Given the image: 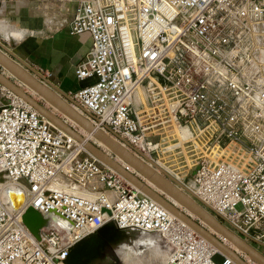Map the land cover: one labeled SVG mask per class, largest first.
Wrapping results in <instances>:
<instances>
[{
  "label": "built area",
  "instance_id": "2783aa9c",
  "mask_svg": "<svg viewBox=\"0 0 264 264\" xmlns=\"http://www.w3.org/2000/svg\"><path fill=\"white\" fill-rule=\"evenodd\" d=\"M263 29L264 0H78L69 30L91 41L74 73L89 81L67 100L144 161L172 156L195 200L264 246ZM10 183L24 191L16 210ZM28 206L74 224L37 238ZM108 221L158 232L162 264H239L0 83V264H65Z\"/></svg>",
  "mask_w": 264,
  "mask_h": 264
},
{
  "label": "water",
  "instance_id": "95a60500",
  "mask_svg": "<svg viewBox=\"0 0 264 264\" xmlns=\"http://www.w3.org/2000/svg\"><path fill=\"white\" fill-rule=\"evenodd\" d=\"M5 68L13 77L18 78L23 83L27 84L34 90H36L41 96L47 99L51 104L57 107L59 110L73 118L77 123L83 126L85 129L91 131L93 135L101 139L111 149L113 153L118 155L127 164L133 166L135 170L140 172L146 178L151 180L157 187L163 192L169 194L172 198L177 200L180 204L190 209L197 214L199 218L204 219L209 224L219 230L224 236H227L232 242L239 246L244 252L250 255L253 259L257 260L260 264H264V253L257 249L253 244L246 241L240 235L229 229L221 221H219L213 214H211L206 208L200 205L192 196L188 195L178 185L174 184L167 178L168 173L163 171L166 175L154 170L152 166L147 164L142 159L135 156L127 148L113 140L110 136L103 132L100 128H95L93 123L83 116L81 113L73 108L68 100H72L69 93L61 90L56 84L50 81L39 70L31 66L24 59L19 57L13 52L7 45L0 41V83L7 88L24 98L28 103L35 107L42 115L56 124L58 127L69 133L75 139L83 141V145L92 152L97 158L105 162L109 166L113 167L116 171L126 177L129 181L139 186L145 193L153 197L159 203L167 207L178 218L182 219L188 225L193 227L196 231L205 236L208 240L213 242L216 246L222 249V251L233 258L239 264H247L241 254L225 245L223 241L215 234L209 232L205 226H203L198 219L192 218L179 206H177L172 200L167 198L164 193L156 190L149 183L145 182L143 178L135 174L128 168V165H123L111 154L100 148L91 140L85 139L84 136L77 131L73 126L68 124L61 116L53 112L49 107L45 106L41 101L33 97L23 86L17 84L12 76L4 73ZM150 160L147 156H144ZM151 162L156 166L155 162ZM172 180L177 182L186 191L194 194L193 191L185 184L176 180L173 176ZM10 186V185H9ZM9 186H5L3 189V198L10 210H16L19 206L14 204L13 198L9 195ZM13 186H17L14 185ZM22 222L27 226L31 233L40 238L41 229L48 227H55L62 231L65 236L74 224V221L56 209H48L45 212L39 211L33 206H28L21 214ZM62 221L63 224H58L57 220ZM122 228L117 227L113 221H108L98 227L94 232L83 237L71 245L67 256L64 259L65 264H81L84 258H89L97 253L98 246L103 244L107 238H113L119 235ZM142 230V229H141ZM109 234V236L106 235ZM163 240V239H162ZM257 242V240L253 239Z\"/></svg>",
  "mask_w": 264,
  "mask_h": 264
},
{
  "label": "crops",
  "instance_id": "0c3cea01",
  "mask_svg": "<svg viewBox=\"0 0 264 264\" xmlns=\"http://www.w3.org/2000/svg\"><path fill=\"white\" fill-rule=\"evenodd\" d=\"M77 1H0V41L67 93L89 81L87 78L78 79L74 73L77 62L91 41L88 32L72 33L69 30ZM4 25L8 26L7 36L2 32ZM2 69L12 76L5 68ZM12 79L20 84L15 77L12 76ZM179 132L184 138L190 135L186 127ZM172 146L171 143L168 145ZM155 161L180 179V174L174 172L164 160L160 158Z\"/></svg>",
  "mask_w": 264,
  "mask_h": 264
},
{
  "label": "bare ground",
  "instance_id": "6f19581e",
  "mask_svg": "<svg viewBox=\"0 0 264 264\" xmlns=\"http://www.w3.org/2000/svg\"><path fill=\"white\" fill-rule=\"evenodd\" d=\"M264 30V29H263ZM2 32H4V34L7 36L8 35V26L5 25L2 27ZM262 34L264 35V31H262ZM4 35V36H5ZM7 73V72H6ZM22 82V81H21ZM27 85V84H26ZM22 86V85H21ZM24 88V87H23ZM33 90L36 93H38L36 90H34L33 88H31L29 86V90L28 92L30 93V91ZM137 93L140 96L141 100H144V93L142 90V87L139 86V88L137 89ZM33 97L34 95L32 93H30ZM39 94V93H38ZM40 95V94H39ZM39 98H41L42 100H44L45 102V106L49 107V105L47 103L48 100L45 99L43 96H39ZM24 99V98H23ZM25 100V99H24ZM68 101V100H67ZM69 102V101H68ZM51 104V103H50ZM70 104V102H69ZM54 108L50 109L57 113L60 112L58 115L61 116L68 124L70 125H77L78 127V132H80L83 136H84V140L88 139L91 140L92 142H94L96 145H98L100 148H102L103 150H105L107 153L111 154V156L115 157L117 160H119L123 165L127 166L128 168L133 171L135 174H137L138 176H140L141 178H143V180L147 183H149L151 186H153L156 190L161 191L162 193L165 194V196L167 198H169L170 200H172L177 206H179L182 210H184L187 214H189L192 218H198L199 222L205 226V228H207V230L213 234H215L216 236H218L225 245L229 246L231 249L235 250L237 253L239 254H243L244 255V259L247 262V264H260L259 262H257V260L253 259L250 255H248L246 252H244L239 246H237L234 242H232L227 236H224L219 230H217L214 226H212L211 224H209L207 221H205L202 218H199L197 216L196 213H194L193 211H191L190 209L186 208L185 206H183L182 204H180L177 200H175L174 198H172L169 194H167L166 192H163L159 187H157L151 180H149L148 178H146L144 175H142L140 172H138L137 170H135V168L129 164H127L123 159H121L118 155H116L115 153H113L111 151V149L107 146V144H105V142H103L101 139L97 138L95 135H93V133L87 129H85L83 126H81L79 123H77L73 118H71L70 116H68L67 114H65L64 112H62L61 110H59L57 107H55L53 104H51ZM72 106V104H70ZM73 107V106H72ZM74 108V107H73ZM76 111H78L76 109ZM79 112V111H78ZM80 113V112H79ZM82 114V113H81ZM83 115V114H82ZM84 116V115H83ZM87 118V117H86ZM90 120V119H89ZM91 121V120H90ZM52 122V121H51ZM92 122V121H91ZM53 123V122H52ZM93 123V122H92ZM54 124V123H53ZM56 125V124H55ZM95 128H100L97 127V125H95L93 123ZM185 128V127H184ZM183 128V129H184ZM102 129V128H100ZM104 133H106L108 136H110L113 140H115L116 142H118L119 144H121L122 146H124L125 148H127L131 153H133L128 147L127 145L123 144L122 142L118 141V139H116L111 133L105 131L104 129H102ZM74 138V137H73ZM75 139V138H74ZM80 145H83V141H79L77 139H75ZM170 144V143H169ZM84 146V145H83ZM85 147V146H84ZM86 148V147H85ZM87 149V148H86ZM88 150V149H87ZM92 153V152H91ZM135 156H137L138 158L142 159L141 157H139L138 155H136L135 153H133ZM149 158V157H148ZM150 160L145 161L147 164H149L150 166H152L154 168V170H156L157 172L161 173L162 175L166 176L163 171L167 172L168 170L165 169L164 167H162L159 163H157L155 160L149 158ZM143 160V159H142ZM151 160H153L156 164V166L151 162ZM144 161V160H143ZM105 163V162H104ZM106 164V163H105ZM108 165V164H107ZM109 166V165H108ZM111 167V166H110ZM113 168V167H112ZM163 170V171H162ZM168 173V172H167ZM172 174V173H171ZM170 173H168V175H171ZM167 176V178L169 180H171L174 184L178 185L181 189H183L188 195H190V192L186 191L182 186H180L177 182H175L174 180L171 179V177ZM173 176L176 180L179 181V179L177 177H175L173 174L171 175ZM126 178V177H125ZM127 179V178H126ZM128 180V179H127ZM129 181V180H128ZM131 182V181H129ZM132 183V182H131ZM133 185H135L137 188H139L140 190H142L139 186H137L136 184L132 183ZM10 185V186H9ZM192 185V184H191ZM190 184L186 185L188 188H190L191 186ZM9 186V195L13 198L14 204L16 205H20L23 201H24V191L23 188L19 185L17 186H13L12 183L6 185ZM191 189V188H190ZM143 191V190H142ZM191 196V195H190ZM197 201V200H196ZM198 202V201H197ZM199 203V202H198ZM161 204V203H160ZM200 204V203H199ZM162 206H164L163 204H161ZM201 205V204H200ZM203 206V205H202ZM165 207V206H164ZM204 207V206H203ZM171 214L175 215L173 212H171L167 207H165ZM205 208V207H204ZM209 211V210H208ZM210 212V211H209ZM211 213V212H210ZM212 214V213H211ZM176 216V215H175ZM214 216V214H213ZM180 219V218H179ZM58 224H63L61 220L56 219ZM182 220V219H181ZM183 221V220H182ZM186 223V222H185ZM187 224V223H186ZM188 225V224H187ZM225 226H227L226 224H224ZM190 226V225H189ZM191 227V226H190ZM193 228V227H191ZM229 228V227H228ZM194 229V228H193ZM230 229V228H229ZM141 231V232H146L145 230H141L139 228H135V227H124L122 228V230L119 232V235H126V233H128L129 231ZM195 230V229H194ZM196 231V230H195ZM147 232H154L159 234L156 231H147ZM198 232V231H197ZM199 233V232H198ZM201 234V233H200ZM160 235V234H159ZM202 235V234H201ZM161 236V235H160ZM205 237V236H204ZM206 238V237H205ZM120 238H117L115 242L120 241ZM207 239V238H206ZM210 241V240H209ZM211 242V241H210ZM219 251L223 252L221 248H219L218 246H216L213 242H211ZM167 244V243H166ZM127 247V246H126ZM256 247V246H255ZM257 248V247H256ZM130 251V253L128 251ZM141 251L140 253L144 252V253H148V251H154V249L152 248V244H147L145 245L143 248H140L138 250V252ZM156 253V252H155ZM224 253V252H223ZM136 253V256H138ZM130 255H133V250H131L130 248L126 249V251H124L123 253V257H129ZM124 257V258H125Z\"/></svg>",
  "mask_w": 264,
  "mask_h": 264
},
{
  "label": "rangeland",
  "instance_id": "374dc122",
  "mask_svg": "<svg viewBox=\"0 0 264 264\" xmlns=\"http://www.w3.org/2000/svg\"><path fill=\"white\" fill-rule=\"evenodd\" d=\"M15 79L19 81L20 85H22L26 91L29 90L28 85L21 82L16 77ZM30 93H32L37 100L41 101L45 105L44 100L39 98L40 95L38 93L33 90H31ZM47 104L49 105V108H54L50 104V102ZM57 113L59 114L60 112L57 111ZM71 126L78 130L79 126ZM152 156L157 159L161 158L162 160H164L165 163L170 166V168H174V171H177L181 168L180 163L177 160L173 159L172 156L167 155L166 152L161 153L158 151H153ZM193 172L194 169H192L190 174L185 177L186 181H191V174ZM189 184L191 185L192 182H190ZM107 236H109V234L106 235V238ZM120 237V241L115 242L116 239ZM250 242L264 253L263 245L257 244L256 241L251 239ZM147 244H152V248L156 253L153 251H148L147 254L144 252L140 253L141 251L138 252L140 248H143ZM128 248L133 250V255L123 258V253ZM128 252L130 253V251ZM136 253H139L137 254L138 256H136ZM168 253L169 247L166 242L162 240V237L159 234L154 232H141L135 230L129 231L128 233H126V235L124 234L115 236L113 238H107V240L103 244L98 246L97 253L87 259L84 258L81 264H162L165 261Z\"/></svg>",
  "mask_w": 264,
  "mask_h": 264
},
{
  "label": "flooded vegetation",
  "instance_id": "af4514ba",
  "mask_svg": "<svg viewBox=\"0 0 264 264\" xmlns=\"http://www.w3.org/2000/svg\"><path fill=\"white\" fill-rule=\"evenodd\" d=\"M124 257H125V256H124ZM124 257H123V258H124ZM125 258H126V257H125Z\"/></svg>",
  "mask_w": 264,
  "mask_h": 264
}]
</instances>
